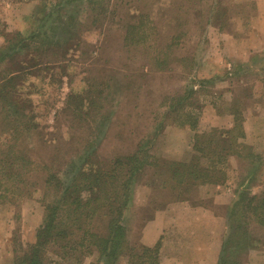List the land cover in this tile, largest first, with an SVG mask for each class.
I'll return each mask as SVG.
<instances>
[{"label":"rangeland","instance_id":"rangeland-1","mask_svg":"<svg viewBox=\"0 0 264 264\" xmlns=\"http://www.w3.org/2000/svg\"><path fill=\"white\" fill-rule=\"evenodd\" d=\"M68 1L0 0V53L13 48L0 87L16 74L10 93L26 101L22 120L0 101V264H134L153 210L173 197L169 166L200 157L206 168L203 155L226 148L218 135L233 128L235 113L245 136L233 134L240 156L217 163L222 185L235 197L240 189L262 196L264 0ZM132 155L143 162L135 176L128 164L114 171L115 160ZM74 178L69 192L81 187L85 206L66 207L61 235L38 238L46 206ZM208 184L190 189L201 204L213 193ZM110 209L125 238L108 263L98 246ZM211 211L234 235L230 264H264V225L251 211Z\"/></svg>","mask_w":264,"mask_h":264},{"label":"trees","instance_id":"trees-1","mask_svg":"<svg viewBox=\"0 0 264 264\" xmlns=\"http://www.w3.org/2000/svg\"><path fill=\"white\" fill-rule=\"evenodd\" d=\"M66 2H69L66 0ZM51 15V13H48V15L43 19L44 21ZM34 33L31 34L33 36ZM32 38V37H29ZM10 45L13 46H20L18 42L12 43ZM21 45L20 47H23ZM10 49L11 46H8ZM19 47V48H20ZM27 49L28 46L24 47L23 49ZM9 49V50H10ZM9 50L8 51H3L0 53V65L2 62H4L7 58H9ZM18 76L14 73L10 75L9 78H7V84H4L0 87V101L8 103L7 105H12L15 109V111L10 114L13 115L17 118L22 120L23 112L20 110L22 107L21 105H25V102L19 101L16 99L14 95L10 93V88H11V82L15 80ZM7 85V86H5ZM5 86V87H4ZM21 102V103H18ZM20 105V106H19ZM18 111V112H16ZM18 113V114H17ZM235 113V112H234ZM28 117V114L23 117L26 118ZM234 117V126L230 130H225L219 133V138L221 139L222 143L224 144L223 146L226 147L225 149L219 145H216L215 147H211L212 149L208 151V154H204L203 156L206 157L209 161L208 165H206V168L197 164L198 160L200 157H192L193 159L189 162H175L172 163L169 167H172V179L174 180V184L171 185L170 187L172 189L175 188H180L184 192L187 190H190L191 188L202 185V184H208V183H213L214 185H222L226 184V178L225 174L223 172H220L219 169L217 168V163L218 162H225V158L227 155L235 154L238 155L237 150L235 148L237 147L235 145V139L238 136L233 135L236 131L238 135L240 134V137H244V129L242 127L243 119L239 113L233 114ZM241 121V124H240ZM232 134V138H229V135ZM199 135V134H198ZM199 138V137H198ZM201 142L199 140L197 142L194 141V146L193 148L195 150L200 148L197 147ZM207 144V143H204ZM197 147V148H195ZM217 149L218 151L216 152ZM232 151V152H229ZM229 152V153H226ZM226 153V154H223ZM248 156L254 155L251 151H248ZM6 156L12 157L11 161L9 162V165L12 167H15V163L18 160V153L16 151H12L8 153ZM240 156V155H238ZM256 159L259 158V156H254ZM195 159V161H194ZM143 162L141 159L135 157V155L130 156V158H126L125 161L121 158L118 160L114 161V171L119 170L121 171L123 166L125 164H128L129 166V171L131 173V176H135L137 172L140 171L142 168ZM117 164V166H116ZM3 171V170H1ZM84 171H78V174L83 173ZM77 174V175H78ZM78 178V177H77ZM77 178H74L72 181L70 180L67 184L66 187L63 190V196L59 197L56 201L52 202L51 204H48L46 206L45 212H44V223L43 227H41L40 231L38 232V238H41L46 236L50 238V235H55L59 236L64 232V227L62 226V212L66 210V207L68 205H73L71 206L75 213L82 209L83 206V200L80 198V189L81 187H74V190L72 192H69L70 188L72 185H75L74 183H77ZM98 179V178H97ZM110 179V178H109ZM99 180V179H98ZM100 181V180H99ZM100 186L97 185L96 181L94 186L91 188L92 192H94L97 188ZM127 191L125 192V195L128 197V190L129 187L128 185L126 186ZM128 199V198H127ZM96 200V199H94ZM125 202V201H124ZM57 204V205H55ZM127 204V202H126ZM246 206L248 210L251 211V214L253 217L258 219V222L262 225H264V193L262 196L251 194V193H245L243 189H240L237 194H236V199L233 202L232 205V211L237 210L239 207ZM93 208V207H92ZM93 210V209H92ZM118 210V209H116ZM115 210V212H117ZM93 212H95L93 210ZM115 212H113L111 209L107 212L108 215V220L106 224V232L104 234L103 239H100V243L98 248L100 249L99 252L101 254V260L104 262H114L115 259L117 258L118 254L122 250L123 244H124V238H125V231L124 227L120 223L119 219H115ZM66 214V212L64 213ZM54 230V231H53ZM78 230V229H77ZM67 233V232H66ZM74 232H71L69 235L73 234ZM64 234L62 235V237ZM233 234L229 233L227 237L224 239L223 245L221 252L222 254L220 255V259L218 261V264H226L227 260L226 257L227 255H223L225 252L228 254L226 251L227 249V244H229L230 240L233 238ZM159 244V243H158ZM156 244L153 247H144L140 246L138 247V250L141 254L137 256V262L134 264H158V257H159V245ZM224 256V257H223ZM132 258H135V255L132 254ZM224 258V259H223Z\"/></svg>","mask_w":264,"mask_h":264},{"label":"crops","instance_id":"crops-1","mask_svg":"<svg viewBox=\"0 0 264 264\" xmlns=\"http://www.w3.org/2000/svg\"><path fill=\"white\" fill-rule=\"evenodd\" d=\"M212 185L213 193L206 204L200 202L205 199L200 191L196 194L191 190L184 192L180 188H166L173 197L156 206L140 238V244L144 247L159 243L158 264H218L224 239L230 230L224 227L225 216H216L211 210L214 205L220 204L231 211L236 197L229 184ZM197 190L199 188L194 189ZM183 194L193 195L192 198L199 200V203H192L189 198L182 197ZM147 233L152 236L147 238ZM172 235L175 237L170 238ZM223 255H227L226 264H230L228 254L225 252Z\"/></svg>","mask_w":264,"mask_h":264}]
</instances>
